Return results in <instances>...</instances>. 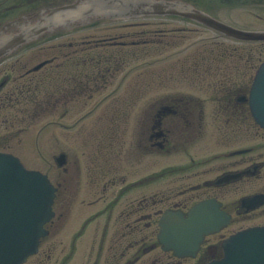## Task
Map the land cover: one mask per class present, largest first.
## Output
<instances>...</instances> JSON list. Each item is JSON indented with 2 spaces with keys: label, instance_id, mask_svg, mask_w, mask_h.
<instances>
[{
  "label": "flooded vegetation",
  "instance_id": "af4514ba",
  "mask_svg": "<svg viewBox=\"0 0 264 264\" xmlns=\"http://www.w3.org/2000/svg\"><path fill=\"white\" fill-rule=\"evenodd\" d=\"M61 1L0 0V26L40 23ZM181 1L232 27L264 30V0ZM185 21L194 26L187 29L190 35H207L183 49L188 66L218 68V75L198 78L201 85L194 88L207 97L159 93V101L144 109L145 117L136 118L128 132V116L143 107L128 108L125 101L139 104L143 93L110 94L122 103L113 114L118 120L124 116L125 125L91 135L85 183L78 171L70 174L79 175L70 187L68 164L60 169L53 218L44 226L38 251L24 264H209L224 257L222 243L232 233L264 225V128L256 124L249 104L256 70L264 62V42L240 41ZM94 30L55 38L49 46L42 44L41 34L5 60L0 109L12 105L25 116L31 99L57 98L62 110L68 99L79 96L73 83L93 81L100 72L96 68L124 65L123 60L92 58L90 40H70ZM48 52L50 62L33 70ZM67 78L71 91L64 85ZM50 79L59 81L53 93L42 88ZM94 129L91 125L89 131ZM206 200L219 205L227 224L205 236L194 254L165 249L158 238L160 216L178 211L187 217Z\"/></svg>",
  "mask_w": 264,
  "mask_h": 264
},
{
  "label": "water",
  "instance_id": "95a60500",
  "mask_svg": "<svg viewBox=\"0 0 264 264\" xmlns=\"http://www.w3.org/2000/svg\"><path fill=\"white\" fill-rule=\"evenodd\" d=\"M46 12L42 15V22H24L27 26L20 25L16 32L7 31L10 26H15V22L0 29V60L41 31L44 34L94 22L143 16H179L230 37L264 40V32L236 30L181 0H62ZM251 106L257 123L264 127V65L251 92ZM52 191L47 176L27 171L18 158L0 153V264H22L37 251L43 235L42 225L51 214ZM210 203L200 205L190 219L176 214L166 215L161 224L162 241L175 247L179 253L193 254L204 234L218 230L227 222L225 215ZM248 237H264V230L240 233L234 241L241 242Z\"/></svg>",
  "mask_w": 264,
  "mask_h": 264
},
{
  "label": "rangeland",
  "instance_id": "374dc122",
  "mask_svg": "<svg viewBox=\"0 0 264 264\" xmlns=\"http://www.w3.org/2000/svg\"><path fill=\"white\" fill-rule=\"evenodd\" d=\"M159 23L162 25L158 26L157 29H163V26L164 29L169 30L194 28L193 25L179 20H163V22L154 21L153 24L155 25L153 26ZM148 28L153 29L154 27ZM174 32V41L172 43H179H171L163 47L153 45L152 48L154 51L148 56L140 59L142 65L132 67L134 65H132L133 62H131L130 67L122 69L123 72L119 74L115 82L105 90L106 94L103 95H107V98H103V95H95L92 100L80 102L82 105L74 104L68 107L66 116L62 115L63 111H66L64 108L59 111L54 108L48 109V107L42 109V98H39L36 101L40 104L39 108L42 109V118L38 119L32 128H29V130L25 132L19 131L18 128L21 126L19 122L12 124L11 127L2 129L0 132V145H2V147L0 148L20 157L27 168L40 170L42 172L47 171L52 174L53 178L56 175V170L53 167L54 158L60 153H66L69 162V175H67V177L75 178L76 180L79 178V175L70 176V174L74 171H80L82 173V181L84 180L85 183L87 160L89 156L88 141L91 135L94 133L102 134L103 130L108 129L113 131L116 129L118 123L122 126L125 125L122 121L124 116L118 120L119 117L113 114L114 110L122 103L118 99H113V96H110V94L144 92V94L140 96L143 98L139 99V104L136 100L127 99L125 101L128 108L134 109L135 107H143L141 111L135 109L128 116V122L126 123L128 132L131 131L134 123L136 124V118L140 119L144 116L143 110H149L152 104L159 101V97L157 96L159 93H168L170 95L197 94L203 98L207 97L206 94L199 93L193 88H189L190 86L188 84L192 80L190 76L204 77L203 71L198 69L195 72L191 68L189 72H187L188 65L182 63L183 59L187 58L186 52L182 51L177 56L171 54L184 49L190 41L194 42L207 35H190L189 32L184 33L183 31ZM94 33L97 35L94 36L95 38H102L107 37L110 31L95 29L92 34ZM171 55L174 56L169 57ZM166 58L173 60L162 61ZM174 64L177 65L173 69L171 65ZM123 74H125L124 78ZM201 77H197L195 83L200 81L199 79H201ZM121 82L122 85L119 87L118 85H120ZM108 108L109 110H107ZM9 117L12 123L14 115L11 114ZM91 125L95 127V129L92 130L94 132L88 131ZM135 127L133 128L135 129ZM92 138L93 137H91V140ZM75 180H71L73 185L75 184Z\"/></svg>",
  "mask_w": 264,
  "mask_h": 264
}]
</instances>
